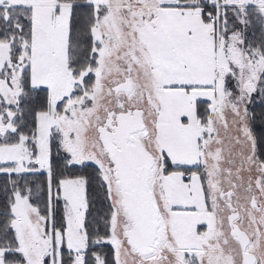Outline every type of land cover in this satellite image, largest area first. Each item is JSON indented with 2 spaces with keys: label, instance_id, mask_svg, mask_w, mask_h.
Here are the masks:
<instances>
[{
  "label": "snow or ice",
  "instance_id": "snow-or-ice-1",
  "mask_svg": "<svg viewBox=\"0 0 264 264\" xmlns=\"http://www.w3.org/2000/svg\"><path fill=\"white\" fill-rule=\"evenodd\" d=\"M0 264H264V0H0Z\"/></svg>",
  "mask_w": 264,
  "mask_h": 264
}]
</instances>
